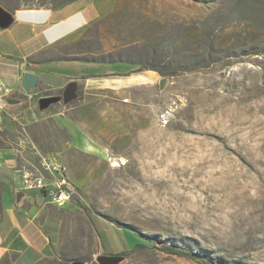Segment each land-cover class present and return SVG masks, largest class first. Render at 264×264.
Masks as SVG:
<instances>
[{"label":"rangeland","instance_id":"rangeland-1","mask_svg":"<svg viewBox=\"0 0 264 264\" xmlns=\"http://www.w3.org/2000/svg\"><path fill=\"white\" fill-rule=\"evenodd\" d=\"M79 1L99 12L81 50L126 69L76 83L69 101L64 90L14 95L23 104L0 125V152L23 171L14 192L32 195L50 154L75 188L52 221L35 222L50 255L30 259L21 232L0 236V264H264V0L0 6ZM5 190L0 180V224Z\"/></svg>","mask_w":264,"mask_h":264},{"label":"crops","instance_id":"crops-1","mask_svg":"<svg viewBox=\"0 0 264 264\" xmlns=\"http://www.w3.org/2000/svg\"><path fill=\"white\" fill-rule=\"evenodd\" d=\"M10 14V25L0 29V81L13 88L14 95L25 94L21 82L26 73L38 77L36 88L40 90L65 92L71 84L76 89V83L83 80L125 72L124 62L94 61L81 50L89 28L98 21L96 6H83L79 1L54 9L19 10ZM1 99L0 95L2 123L14 115L8 110L12 108H4ZM13 158L11 150L0 152V180L6 186L3 194L6 216L0 224V236L5 241L13 240L18 233L25 232L33 240L26 255L30 259L49 256L51 245L46 236L39 234L41 230L35 222L47 224L52 221L55 209L67 207L56 208L43 198L38 202L40 195L36 191L32 192L33 196L25 194L21 204H14L13 195H17L14 189L22 183L23 171L16 168Z\"/></svg>","mask_w":264,"mask_h":264},{"label":"built area","instance_id":"built-area-1","mask_svg":"<svg viewBox=\"0 0 264 264\" xmlns=\"http://www.w3.org/2000/svg\"><path fill=\"white\" fill-rule=\"evenodd\" d=\"M15 90L0 81L1 102L7 98H13ZM162 122L168 123L166 115L163 114ZM34 179L29 181V189L36 190L40 197L50 201L58 208H65L71 202L74 191L66 165L57 155H45L39 160V168Z\"/></svg>","mask_w":264,"mask_h":264},{"label":"water","instance_id":"water-1","mask_svg":"<svg viewBox=\"0 0 264 264\" xmlns=\"http://www.w3.org/2000/svg\"><path fill=\"white\" fill-rule=\"evenodd\" d=\"M12 22V16L11 14L6 11L3 7L0 6V29H4L6 27H8L10 25V23ZM38 82V77L32 73H26L24 74L23 78H22V88L24 91H30L34 88H36ZM74 90L75 87L74 85H70L68 86V88L65 90L64 92V99L65 101H69L73 98L74 96ZM51 100H42L41 104L42 105H46L47 103H49ZM3 105L10 107V108H16L18 106H20L23 101L19 100V99H15V98H7L3 100ZM0 125H1V117H0ZM25 194L22 192H19L16 196V202L18 204L21 203L22 199L24 198ZM42 197L38 198V202H41ZM106 264H112V263H116V259H112V258H107V259H103ZM74 264H83L82 262H75Z\"/></svg>","mask_w":264,"mask_h":264},{"label":"trees","instance_id":"trees-1","mask_svg":"<svg viewBox=\"0 0 264 264\" xmlns=\"http://www.w3.org/2000/svg\"><path fill=\"white\" fill-rule=\"evenodd\" d=\"M6 216L5 212L2 210V218H4ZM108 238L109 244L111 245V247L107 246V243L105 242V240L102 238L103 240V244L106 247V249L108 250L109 248L113 250V252L115 254H119L120 252V248L119 245L117 244L116 240L114 239V237L110 234V233H106L105 234ZM169 249H172V247L170 246Z\"/></svg>","mask_w":264,"mask_h":264},{"label":"bare ground","instance_id":"bare-ground-1","mask_svg":"<svg viewBox=\"0 0 264 264\" xmlns=\"http://www.w3.org/2000/svg\"><path fill=\"white\" fill-rule=\"evenodd\" d=\"M113 161V160H112ZM122 161V160H121ZM119 161L118 160H114V162H113V166H118L119 165V163H118Z\"/></svg>","mask_w":264,"mask_h":264}]
</instances>
